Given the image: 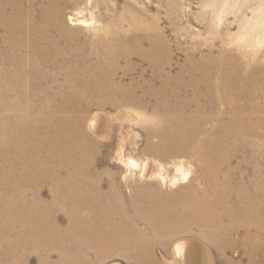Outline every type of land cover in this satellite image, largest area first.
Masks as SVG:
<instances>
[{"label":"bare ground","instance_id":"bare-ground-1","mask_svg":"<svg viewBox=\"0 0 264 264\" xmlns=\"http://www.w3.org/2000/svg\"><path fill=\"white\" fill-rule=\"evenodd\" d=\"M85 1L0 0V264H167L158 249L183 234L171 258L240 264L229 252L264 239V65L243 48L184 51L137 23L73 30L66 10ZM115 105L117 120L150 117L147 155L189 173L100 166L110 131L85 119Z\"/></svg>","mask_w":264,"mask_h":264},{"label":"rangeland","instance_id":"rangeland-1","mask_svg":"<svg viewBox=\"0 0 264 264\" xmlns=\"http://www.w3.org/2000/svg\"><path fill=\"white\" fill-rule=\"evenodd\" d=\"M104 1L105 4L99 6L95 0H86L83 4L66 10L64 19L66 24L73 30L91 33L93 28H103L108 24L115 32L119 31L121 27L130 31L134 23H137L138 27L148 34H154L158 31L163 32L172 45L177 36L184 51L197 45L205 51L229 48L238 54L240 53L238 48H243L242 53L249 58H253L254 64L257 61L264 65V0ZM129 8L131 11H135V9L139 11L138 22L128 18L119 21L117 17L119 13ZM78 13L80 14L79 19L74 20L73 15ZM102 16L103 18H101ZM173 50L176 62L174 70L178 71V67L184 63L185 54L176 46ZM135 62L137 61L135 60ZM121 64L122 67L125 66L124 63ZM125 82L123 83L129 84L130 80H125ZM118 109H120V106L116 105L105 108L93 107L89 109L86 115L85 125L92 115L96 114L99 116L100 127L107 124L106 129L110 131L109 138L102 143L104 145L101 148L99 157L100 166L118 168L120 174L124 176L126 170L131 169L129 163L131 159L137 162L150 159L157 162L156 166L161 169L162 173L171 174V177L180 178L189 173V167H182L175 160L164 163L155 156L146 154L145 130L151 124L148 115L140 112L136 113L133 109H126L123 110V120H117L115 115ZM132 135H135L134 142L129 141ZM99 136L104 137L101 134ZM193 178L194 173L190 175L189 180ZM188 181L171 186L166 190L174 191L178 187L187 185ZM185 236L184 234L177 236L174 241ZM174 241L169 245L168 254H165L160 248L158 249V255L167 264H179L181 261L187 264L185 261L188 260V256L182 260L171 258V248ZM263 243L264 239L261 244H256L257 247H254L252 254L249 256L236 248L229 252L230 256L228 255L227 259L238 261L240 264H264ZM173 250L174 248H172ZM35 260L34 258L32 263L35 264ZM111 264L128 263L116 259Z\"/></svg>","mask_w":264,"mask_h":264}]
</instances>
